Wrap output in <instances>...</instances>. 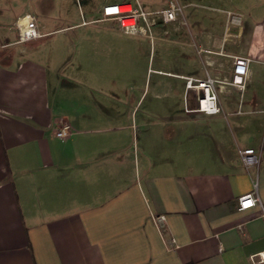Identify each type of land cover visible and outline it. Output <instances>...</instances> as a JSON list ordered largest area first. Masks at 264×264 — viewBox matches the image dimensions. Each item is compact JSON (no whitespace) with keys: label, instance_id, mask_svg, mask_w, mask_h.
I'll return each mask as SVG.
<instances>
[{"label":"crops","instance_id":"1","mask_svg":"<svg viewBox=\"0 0 264 264\" xmlns=\"http://www.w3.org/2000/svg\"><path fill=\"white\" fill-rule=\"evenodd\" d=\"M128 1L89 0L81 19L53 29L37 16L44 34L69 33L67 84L50 58L7 50L20 42L0 33V264H264L251 258L264 249V0H198L217 8L187 9L182 29L197 54L168 71L184 94L181 75L221 79L233 73L234 55L252 59L243 92L220 88V113L176 115L168 104V114L140 118L128 101L111 116L102 101L91 113L92 95L99 101L105 91L92 78L102 60L91 56L92 25L104 5ZM22 3L46 12L54 0ZM59 90L69 101L54 97ZM64 120L73 132L61 138ZM245 147L261 151L259 165L243 164ZM255 179L260 203L239 209ZM152 212L166 214L163 234Z\"/></svg>","mask_w":264,"mask_h":264},{"label":"rangeland","instance_id":"2","mask_svg":"<svg viewBox=\"0 0 264 264\" xmlns=\"http://www.w3.org/2000/svg\"><path fill=\"white\" fill-rule=\"evenodd\" d=\"M168 1L140 0L146 9L167 5ZM173 1H177L183 6L182 20L186 19L187 9L195 11L198 7L217 8L208 7L211 5L201 3L198 0ZM22 2L24 0H0V22L3 27L0 33L8 35L11 40L18 39V26L15 19L27 10ZM88 2L89 0L86 2L85 0H54V4L50 6L52 8L49 11L46 10L45 12L42 11V8L38 9L34 6L29 10L35 12L40 22L46 20L48 28L53 29L56 26L68 25L76 19H81L82 6L87 7ZM216 12L219 17H225L226 13L228 18L240 17L239 14L231 13L227 10L225 12L217 10ZM178 21L171 23L158 22L151 27V31L138 34L126 33L120 29L104 28L101 21H99L101 23L92 25L95 26V32L92 33L93 41H90V45H92L90 47L94 49L91 56L93 59H97V56L101 55L102 58L101 62H99L101 68L93 69V71L101 73L98 78L95 75L92 78L105 91L99 94L102 100L96 101L97 99L92 100V98H97L98 92L93 89L95 92L91 98V113H98L100 111V105L96 103L101 101L107 106V109L104 111L108 112V116L114 113L115 104L121 101L137 104L135 113L137 112L140 118H159L166 115L168 114V104L175 107L173 113L176 115L185 111L184 83L181 82L183 80L174 76H168V71H178L175 64L179 63L184 56L192 57L197 54V49L192 44L195 37H191L190 39V48L186 47V42L189 40L186 39L183 32L187 29L183 31L182 27L186 28L187 26L186 23L181 24ZM68 34V32L54 33L52 35L44 34L37 39L14 44L6 49L18 50L25 47L30 54L50 58L53 64L51 68L53 76L63 85L69 82L70 62L67 58L73 51ZM215 52L211 50L207 53L213 54ZM218 53L224 54V51L221 49ZM96 63L98 62L94 61V66H96ZM221 79L225 81L222 84L223 86H235L233 84V73ZM246 86L247 83L244 88L235 87L243 92ZM70 96L72 97V94L67 92L60 93V90L54 94L56 99L60 98L61 101L65 102L69 101ZM192 102H194L193 91L190 93V103ZM66 124L72 127L67 120L61 123V125ZM203 134L205 135V143L209 144L206 142L208 138L206 132ZM249 136L250 132H244L242 138L247 139Z\"/></svg>","mask_w":264,"mask_h":264},{"label":"built area","instance_id":"3","mask_svg":"<svg viewBox=\"0 0 264 264\" xmlns=\"http://www.w3.org/2000/svg\"><path fill=\"white\" fill-rule=\"evenodd\" d=\"M183 6L177 1H171L169 5L160 9L148 10L143 4L136 0L135 2L108 3L103 6L100 18L102 23H117L126 33H146L151 31V27L158 23H171L182 20ZM18 26V42H26L42 37L44 33L38 25V18L32 12H26L20 17ZM210 52V50H206ZM234 82L235 86L244 88L249 74L251 58L243 55H234ZM185 79V111L202 112L208 115H215L221 112L219 104V90L225 83L222 79L207 75L205 78L193 75H181ZM193 91V97L197 100L195 107L191 106L190 93ZM68 124L61 125L57 130V135L61 138L70 136L73 132ZM242 162L247 167L259 165L261 162V151L255 147H245L240 151ZM254 190L245 193L239 197V209H245L257 203H260L258 193V181H254ZM151 217L157 228L163 234L166 224V214L151 213ZM170 243L177 246L174 237H170ZM256 263L264 262V249L251 255Z\"/></svg>","mask_w":264,"mask_h":264}]
</instances>
